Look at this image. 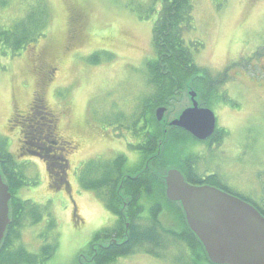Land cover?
Returning <instances> with one entry per match:
<instances>
[{"label": "rangeland", "instance_id": "rangeland-1", "mask_svg": "<svg viewBox=\"0 0 264 264\" xmlns=\"http://www.w3.org/2000/svg\"><path fill=\"white\" fill-rule=\"evenodd\" d=\"M6 1L0 4V28L22 19L32 7V0ZM41 1L51 9L48 26L30 46L26 44L14 54L9 50L0 54V150L9 151L22 166L25 178L18 196L46 207L40 222L26 221L19 229L17 244L38 253L49 237L57 247L47 264H82V256L96 264L90 256L98 242L95 235L112 230L117 216L97 192L82 187L81 179L85 183L91 168L118 154L126 156L124 175L144 171L147 166L148 172L160 175L179 168L154 164L164 153L172 132L169 126L159 156L152 160L156 152L146 155L136 149L139 141L134 121L144 108V97L154 92L146 73L148 61L157 56L153 26L159 11H149L150 0ZM192 4V28L186 37L202 43L194 59L211 73V81L204 82L207 87H215L220 79L226 96L214 101L209 94L205 98L212 92L203 91L201 81L190 79L183 87L173 88L171 96L157 101L155 119L159 107L166 108L167 120L187 108L191 87L204 105L210 104L218 112V129H227L225 140L210 150L195 141L194 151L201 153L198 174H216L227 189L260 202L264 200V47L259 45L264 38V0H192ZM95 56L98 62H93ZM36 95L58 118V136L69 142L63 145L66 149H54L55 159L46 162L20 154L21 120H12L15 114L26 117ZM155 121L162 135V124ZM31 144L33 149L44 148L34 139ZM178 152L184 158V146ZM162 197L169 201L166 185L163 196L153 195L160 202L165 201ZM165 206L160 214L162 224L178 230L181 220ZM51 220L56 225L53 228L49 227ZM180 252L186 253L171 246L165 258H157L140 250L114 264H181L176 259Z\"/></svg>", "mask_w": 264, "mask_h": 264}, {"label": "trees", "instance_id": "trees-1", "mask_svg": "<svg viewBox=\"0 0 264 264\" xmlns=\"http://www.w3.org/2000/svg\"><path fill=\"white\" fill-rule=\"evenodd\" d=\"M1 3L6 4L7 1L0 0ZM31 4L30 11L22 19L16 20L8 28H0V54L7 50L14 54L22 50L26 44L30 46L41 31L48 26L51 9L46 5V2L32 0ZM149 4L151 13L159 11L153 26V46L157 56L148 61L146 73L147 82L154 92L144 97L142 101L144 108L134 121V129L137 131L139 141L136 143V149L146 155L157 153L156 150L160 147L159 140L163 136L160 134L153 113L160 99L168 94L171 96L173 88L183 87L187 80L197 79L196 81H201L202 87H207L203 83L210 82L212 79L211 73L202 69L194 59V52L200 49L202 43L195 39L188 41L186 37L193 22L192 0H150ZM46 15L49 16L46 17ZM98 60L99 58L95 56L93 62H98ZM206 90L210 91V88L207 87ZM208 94L212 98H217L215 91L212 94L206 93L205 98L208 97ZM158 100L159 102H157ZM31 107H33V110L30 111L31 120L27 127L21 124L23 126L20 130L21 135H26L30 140L26 144L27 150L21 149L20 154L35 156V152H38L39 148L33 149L31 142L32 139L37 142L42 131H44V138L57 141L56 149H63L64 144H69L56 133L54 123L56 116L39 95H36ZM12 120L20 123L21 118L16 114ZM171 130L166 145H164L163 155L154 163L156 167L178 166L185 173L187 180L195 185L219 184V187L229 193L252 203L264 215V200L258 202L227 189L220 183L216 174L199 175L197 165L200 153L194 151L196 139L178 128ZM216 136L215 134V139ZM44 138L42 140L47 141ZM183 146L184 158L181 159V155L178 156V151ZM156 156L159 155L153 154L152 160ZM125 163L126 156L123 154H118L112 160L106 159L101 166L89 170L87 178L85 177L87 179L85 183L83 178L81 179L83 183L80 182L83 188L97 192L106 207L117 216L116 226L112 230H105L95 235L98 242L92 247L97 250L91 249L92 255L90 256L96 260V264H114L120 257L134 254L140 250L157 258H165L166 251L171 246L186 251V253L180 252L176 256L177 261L181 264L210 262L203 245L185 222L180 204L167 201L164 197L162 199L165 201L162 202L153 198V195L158 193L164 195L165 185L157 177L158 175L155 176L151 171L148 172V169L147 173H142L138 170L139 168L137 169L139 172L133 174L134 176L124 175ZM50 164L54 166L53 162ZM62 165L64 166V164ZM0 170L11 193L10 224L0 245V264H47L57 247L56 242L48 241L49 237L46 236V240L44 239L46 243L41 246L38 253L30 252L24 245L17 244L21 238L19 229L24 226L26 221H32L34 224L40 222L46 212V207L18 196V191L24 182L22 178L25 177L22 166L19 162L16 163L14 156L7 150L6 152L0 150ZM54 174L56 175V173ZM123 188L127 193L122 191ZM164 206L181 220L178 230L167 228L162 224L160 214ZM54 226L56 225L51 220L49 227L53 228ZM112 236L120 240L109 242L108 240ZM99 243L105 245L97 247Z\"/></svg>", "mask_w": 264, "mask_h": 264}, {"label": "water", "instance_id": "water-1", "mask_svg": "<svg viewBox=\"0 0 264 264\" xmlns=\"http://www.w3.org/2000/svg\"><path fill=\"white\" fill-rule=\"evenodd\" d=\"M188 88L191 103L173 120L164 117L166 108L156 110L163 135L157 155L161 154L168 126L183 129L198 140L210 138L215 131L214 111L200 103L198 94ZM155 174L164 180L167 199L180 204L188 227L211 263L264 264V215L252 203L214 185H195L177 167L169 168L164 175ZM10 199L9 187L0 170V245L10 224Z\"/></svg>", "mask_w": 264, "mask_h": 264}, {"label": "flooded vegetation", "instance_id": "flooded-vegetation-1", "mask_svg": "<svg viewBox=\"0 0 264 264\" xmlns=\"http://www.w3.org/2000/svg\"><path fill=\"white\" fill-rule=\"evenodd\" d=\"M252 1H256V2H261L262 0H252ZM259 46H262V47H264V38L262 39V41H261V43H260V45ZM258 46V47H259ZM258 47H256L257 48V50H256V52H255V54H256V57H257V52L259 51L258 49ZM264 52V51H263ZM262 52V53H263ZM263 55V54H262ZM261 55V56H262ZM264 56V55H263ZM259 59V58H258ZM258 59H256V62H257V60ZM46 67V66H45ZM262 68H264V64H262ZM54 72V69H53V71L52 72H49V73H53ZM235 76V75H234ZM222 83V80H220L219 79V81H218V83L216 84L215 83V87H214V85L212 86L211 84H209V88H210V92H213V91H216V95H217V98H216V100H221V99H224L225 98V96H226V92L223 90L224 88H222L221 89V87L219 86L220 84ZM203 84H205V85H207L206 83H203ZM264 84V83H263ZM220 87V88H219ZM223 87V86H222ZM200 88L203 90V91H205L206 90V88L207 87H202V86H200ZM215 88H216V90H215ZM187 93H188V96H189V91H187ZM210 99H213L212 97H209ZM35 99V98H34ZM189 100H191V98H190V96H189V98H188ZM205 99V98H204ZM34 101V100H33ZM206 101H208V99H206ZM214 101V100H213ZM31 104H33V102L31 103ZM222 107H224V106H220V108H222ZM31 109L33 110V107H31L30 108V110L28 111V112H26L27 114H26V117L24 116V115H19V114H17V115H19L20 116V118H21V124H23V125H25L26 127L28 126V122L31 120V117H30V115H31V113H30V111H31ZM215 114H216V128H215V131H214V133H213V135H212V137H210L209 139H207V140H205V141H201L200 143H199V145L201 146V147H205L206 149H209L210 150V148H212L211 146H213V145H215L216 146V144H220L219 142H223L225 139V137H226V133H227V129H225V130H221V129H218V127H217V122H218V112H215ZM16 115V114H15ZM57 120H58V118H56L55 120H54V123H55V125H57ZM22 125V126H23ZM218 132H222L221 134H217ZM40 134H41V136H40V139L37 141V142H35V139H34V142L35 143H37L38 145H42L43 144V146H44V148H41V150H39L38 152H36V154H38V155H36V156H38V157H40V158H43V160L46 162V159L47 158H50V160H52V159H55V155H54V149H56V147H55V145L57 144V141H55V140H48V139H46V138H44L45 136H43L44 135V131H42V132H40ZM217 135L216 137V140H215V138H214V135ZM42 138H44V139H46L47 141H43L42 140ZM222 139H223V141H222ZM41 141H43V142H41ZM20 142H21V145H20V149H24V150H27L26 149V144L28 143V141H27V136L26 135H22V139L20 140ZM50 142V143H49ZM217 142V143H216ZM32 145V144H31ZM35 147H37V146H35ZM37 148H39V147H37ZM199 150V149H198ZM200 151H201V149H200ZM201 154V153H200ZM57 175V174H56ZM97 247H98V244H97ZM96 250V248H94V250L93 251H95ZM83 262L85 263V264H90V262L86 259V258H84V260H83Z\"/></svg>", "mask_w": 264, "mask_h": 264}]
</instances>
